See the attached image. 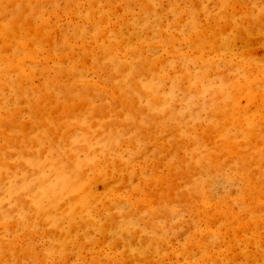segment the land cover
I'll return each instance as SVG.
<instances>
[{"label":"rangeland","instance_id":"rangeland-1","mask_svg":"<svg viewBox=\"0 0 264 264\" xmlns=\"http://www.w3.org/2000/svg\"><path fill=\"white\" fill-rule=\"evenodd\" d=\"M0 24V264H264V0Z\"/></svg>","mask_w":264,"mask_h":264},{"label":"bare ground","instance_id":"bare-ground-1","mask_svg":"<svg viewBox=\"0 0 264 264\" xmlns=\"http://www.w3.org/2000/svg\"><path fill=\"white\" fill-rule=\"evenodd\" d=\"M16 1H20V0H16ZM54 31V29H53ZM10 32L8 29H6L5 27H3L1 24H0V42H3V41H6V38L9 36V33ZM3 36H6L5 39H3ZM82 45V44H80ZM30 46V45H29ZM219 48V47H218ZM68 53V52H67ZM127 53V52H126ZM49 57V56H48ZM2 59V58H1ZM51 59V58H50ZM13 67V66H12ZM35 76V75H34ZM159 101V100H158ZM242 110V109H241ZM123 126V125H122ZM109 173V172H108ZM173 179V178H172ZM144 197V196H143ZM260 198V197H259ZM131 212V211H130ZM261 219V218H260ZM224 245V243H223ZM253 255V254H252ZM129 256V255H128Z\"/></svg>","mask_w":264,"mask_h":264}]
</instances>
